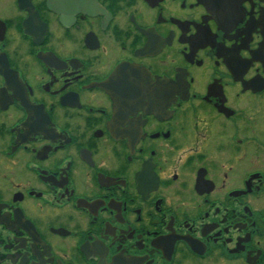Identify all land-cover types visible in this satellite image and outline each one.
Returning a JSON list of instances; mask_svg holds the SVG:
<instances>
[{
    "label": "flooded vegetation",
    "instance_id": "flooded-vegetation-1",
    "mask_svg": "<svg viewBox=\"0 0 264 264\" xmlns=\"http://www.w3.org/2000/svg\"><path fill=\"white\" fill-rule=\"evenodd\" d=\"M0 264H264V0H0Z\"/></svg>",
    "mask_w": 264,
    "mask_h": 264
}]
</instances>
